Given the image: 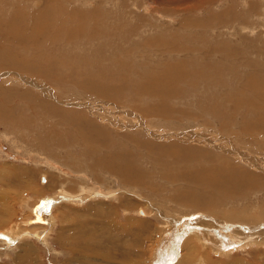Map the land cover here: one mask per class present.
Segmentation results:
<instances>
[{
    "label": "rangeland",
    "instance_id": "1",
    "mask_svg": "<svg viewBox=\"0 0 264 264\" xmlns=\"http://www.w3.org/2000/svg\"><path fill=\"white\" fill-rule=\"evenodd\" d=\"M44 1V36L2 42L27 66L0 61L23 119L0 117V264H152L163 230L178 240L157 263L264 264V239L219 253L203 234L264 226V0ZM38 3L0 0V27L30 32ZM52 195V224L31 221Z\"/></svg>",
    "mask_w": 264,
    "mask_h": 264
},
{
    "label": "bare ground",
    "instance_id": "2",
    "mask_svg": "<svg viewBox=\"0 0 264 264\" xmlns=\"http://www.w3.org/2000/svg\"><path fill=\"white\" fill-rule=\"evenodd\" d=\"M29 1V0H28ZM37 1V0H36ZM31 2V1H30ZM35 2V1H34ZM100 2V1H99ZM44 3H45V1L44 0H39V3L37 4L38 5V8L37 7H35V8H37L38 10L37 11H35V12H33V15L31 16V18H27L26 17V15L27 14H25L24 15V20L25 21H28V20H30V22H31V30H30V32L29 31H21V29H19L20 27L18 26V24H17V22L15 21V20H13L11 23H9V24H4L3 25V27H0V31H2V30H5V34H4V39H2L1 40V42H0V60H3L4 62H5V64H4V66H3V68H5V70L4 71H9V68H10V66L11 65H16V64H23L24 66H27V64L24 62V61H22V60H16L15 62L13 61V58H16V56H15V54L14 53H12L10 50H8V48L9 47H11V44H7V43H2V42H4V41H8V42H12V43H17V44H26V43H30L34 38L36 39V37H38V36H44V31H45V27H47V26H45L46 25V23H47V12H46V9H47V7L44 5ZM44 5V6H43ZM34 6H35V4H34ZM27 8V7H26ZM92 9V8H91ZM113 12V11H112ZM87 13V12H86ZM96 13V12H95ZM99 15V14H98ZM45 18V19H44ZM98 18V17H97ZM42 22H44L43 23V25H42ZM1 23V22H0ZM34 24V25H33ZM48 24V23H47ZM91 28V27H90ZM46 35V34H45ZM8 36H10L11 37V39L10 40H8V39H6ZM33 38V39H32ZM32 39V40H31ZM42 72V71H41ZM43 73V72H42ZM44 74H47V72H45ZM0 77H1V75H0ZM253 80V79H252ZM256 80V79H255ZM156 82V81H155ZM86 85H87V83H85ZM163 84V83H162ZM84 87V86H83ZM88 87V86H87ZM90 87V86H89ZM91 88H92V86H91ZM126 88V87H125ZM14 92V90H8V89H5L4 91H1V95H5V96H7V95H9V94H12ZM0 117H1V119H4V120H12V121H14V122H21L23 119L21 118V117H15L14 116V113H13V110H14V108L13 109H4V108H2L1 106H2V102L4 103V99L3 98H0ZM137 115V114H136ZM135 115V116H136ZM20 116H21V114H20ZM137 117V116H136ZM140 117V116H139ZM141 119V118H140ZM142 120V119H141ZM188 134H189V132H188ZM150 135H152V136H156V137H159V138H165V137H168V136H170V134H160V135H155V134H153V132H151V134ZM184 134L183 133H174V135H172L171 137H173V139H179V138H181L182 136H183ZM193 135V134H192ZM198 135V134H197ZM196 136V135H195ZM206 136V135H205ZM171 137L169 138V139H171ZM185 137V136H184ZM200 137H201V135H200ZM206 138V137H205ZM168 139V138H167ZM207 140H209L208 139V137L206 138ZM182 141V140H181ZM184 141V140H183ZM199 141V140H198ZM206 141V140H205ZM175 142V141H174ZM204 142V141H203ZM208 142V141H207ZM159 144V143H158ZM157 145V144H156ZM152 146V145H151ZM160 147H162L161 145H159ZM149 149V148H148ZM164 149H165V147H164ZM175 151V150H174ZM172 153V152H171ZM190 171V170H189ZM188 171V174L190 173ZM194 172V174H195V171H193ZM202 174V173H201ZM193 176V174H191V177ZM189 177V176H188ZM198 177H199V181L204 177V175L203 176H201V175H198ZM193 179V178H192ZM207 179H208V177H207ZM233 177H230V178H227V179H225L224 181H222V182H224V183H227V184H230L232 181H233ZM44 180V179H43ZM199 181H197V182H199ZM201 183H208V182H206V181H203V180H201L200 181ZM236 184L238 185V186H241V187H243L244 185L246 186V183H245V181H240V180H237V182H236ZM236 189V188H235ZM239 189V188H238ZM96 191H98V190H96ZM110 191H113L112 189H105V192L106 193H103L102 191H100L99 190V192L101 193V195H103V196H105V195H108L109 194V192ZM115 191V190H114ZM232 188L231 187H225L224 188V193L225 194H227V195H231V194H234V193H232ZM91 192V191H90ZM79 193V192H78ZM100 193H95V195L94 196H96V194H99L100 195ZM112 193L113 192H111V195H112ZM76 194V193H75ZM86 194H88V196L90 195L89 193H86ZM59 195H62L61 196V198H68V200H71V201H75V202H82V201H80V199H81V197L80 196H78L77 194V196L76 197H74L73 195H68L67 193H62V192H58V194L56 195V197H57V199H60V196ZM93 195H90V198H93ZM86 196V195H85ZM54 197L55 196H45V197H42V199L40 200V203L39 204H41L40 206H38V205H36L35 207H34V211H35V218H34V221H37V222H44L45 223V221H46V219H49V218H53L54 219V217H53V211H52V209H54V207L56 206V204L58 203V200L57 199H54ZM84 198L82 197V200H83ZM76 200H78V201H76ZM199 201V200H198ZM46 206H48L47 207V209H46ZM161 206V205H160ZM158 210V209H157ZM163 210V209H162ZM34 211H33V213H34ZM143 212V211H142ZM141 212V213H142ZM201 212V211H200ZM247 212V211H246ZM153 213H156V212H153ZM190 213V212H189ZM237 214L236 215H238L239 214V212H236ZM157 214L159 215V216H161V212L159 213V212H157ZM234 215V214H233ZM247 215V214H246ZM249 215V214H248ZM156 216V215H155ZM158 216V217H159ZM178 216V215H177ZM180 216H182V215H180ZM157 216L155 217V218H157V219H159ZM236 217H238L240 220H241V217H239V216H236ZM172 218H174V217H172ZM252 218V217H251ZM251 218H243V221L244 222H246L247 220H249V219H251ZM31 221H33V218H32V220ZM178 221V219L177 218H174V220L173 219H170L169 220V223H171V224H173V223H176ZM225 220H223V222H224ZM168 222V221H167ZM167 222H165V223H167ZM261 221H259V223H260ZM222 222H220V224H221ZM230 223V222H229ZM229 223H227L226 224V226H224V235L226 236V238H224L223 240H218V241H216V240H214L213 239V237H214V235H212V230L210 231L211 232V237L209 236V233H203L207 238H206V240H208L209 241V243H211V246H213V247H215V249H218L217 250V252H219V253H225V252H222L221 251V249H224L223 247H226L227 245H232V247H229V248H227V249H229V251H231V250H233V249H237L238 247H240V246H244V247H247L248 245H251L252 243L251 242H244V243H241L240 242V240L241 239H235V240H232V239H230V235H231V237H233V238H237L236 237V235L234 234V233H231L232 232V229L231 228H228V225H229ZM250 225H252V224H254L255 223V225H257V227H258V225L259 224H256V223H258L257 221H255L254 222V219H253V223H250V221L248 222ZM262 223H264V222H262ZM46 224V223H45ZM52 224V223H51ZM261 224V223H260ZM167 227H169L170 228V226H168L167 224H165ZM262 225V224H261ZM259 230V232L258 233H261L262 235H264V227L262 226V228H260V229H258ZM206 231V230H205ZM27 232V231H26ZM26 232H25V234H26ZM8 233V232H7ZM47 233V230L45 229L44 230V234H43V237H42V239L44 240V235ZM174 233V232H173ZM8 234H10V233H8ZM171 234V233H170ZM175 234V233H174ZM12 236H15V234L13 235V234H11ZM24 235V234H23ZM27 235V234H26ZM162 235H163V238L161 239L163 242L161 243L160 242V245H159V248H162L163 249V251L166 253L165 255H167L168 254V251H166V249H168L169 248V252L171 251L170 250V248L173 246V243L174 242H176L177 240H178V236L176 235L175 237H171L170 238V236H169V232H167L166 230H163V232H162ZM234 235V236H233ZM200 236H201V238L203 237L202 236V234H200ZM237 236H239V235H237ZM20 237V236H19ZM197 237L199 238V234L197 235ZM3 241H5V239L3 240ZM240 243H239V242ZM250 241V240H249ZM173 242V243H172ZM202 242H203V244H204V241H203V238H202ZM232 244H231V243ZM7 243H9V242H7ZM209 243H208V245H209ZM9 244H12V243H9ZM202 244V245H203ZM177 245V244H176ZM159 248L156 250H154V254L155 255H153L154 256V259H153V262H152V264H154L155 262H156V260H157V258L159 259V258H161V254L163 253V251H161V254H160V252H159V254H158V250H159ZM228 251V252H229ZM172 255V254H171ZM222 255V254H221ZM167 258H169L168 256H167Z\"/></svg>",
    "mask_w": 264,
    "mask_h": 264
},
{
    "label": "crops",
    "instance_id": "3",
    "mask_svg": "<svg viewBox=\"0 0 264 264\" xmlns=\"http://www.w3.org/2000/svg\"><path fill=\"white\" fill-rule=\"evenodd\" d=\"M30 46V45H29ZM29 46H27V47H29ZM1 62H2V66H4V64H5V62L3 61V60H0ZM100 188V187H99ZM107 189H112L111 187L110 188H107ZM105 191V189H103V193H106V192H104ZM60 192H62V193H67L68 195H72V192H69V191H67V190H63V191H60ZM80 192V191H79ZM99 191H92L91 192V194L90 195H95V193H98ZM112 191H110L109 193H111ZM90 195L88 196L89 198H90ZM93 195V197H101V198H103V195H99V194H96V196H94ZM84 199H89V198H86V197H83ZM84 199L82 200V198L80 199V201H84ZM96 201V200H95ZM64 203H68V204H72V205H74L75 204V202L74 201H71V200H64L63 201ZM82 202H78V203H82ZM59 204V202L56 204V205H58ZM33 215H34V217L33 218H35V211H34V213H33ZM175 218V217H174ZM172 219V218H171ZM178 220H180V218H177ZM48 219H46V221H45V223L46 224H49V226H50V218H49V221H47ZM33 221H34V219H33ZM222 223H224V222H222ZM233 224V223H232ZM264 223H262V225H263ZM230 225V224H229ZM231 226H232V228H231ZM231 226H228L229 228H231L232 230H234V231H236V232H233V233H237V231L239 230V232L241 233V231H240V229H239V227L241 226V224H239V223H235V224H233V225H231ZM243 228H244V234L242 235V236H240V237H242L243 239H244V241H242L241 243H244V242H255L256 240H258V239H264V235H262L261 233H258V231L257 232H254L253 230H251V229H247L249 226H242ZM264 227V226H263ZM113 228V227H112ZM45 230V229H44ZM219 230H222V225H219V226H217L216 228H214V231L215 232H217V231H219ZM111 232V231H110ZM6 233V232H5ZM8 234V233H7ZM12 233H10V235L8 236H6V238H7V242H9V243H11V238H13V237H15V236H12L11 235ZM62 233H59L58 231L56 232V242L58 243V244H60L59 243V241L61 240V239H63L64 238V235L62 234ZM105 238L107 239V238H109V239H112V235H114L115 236V234H112V232L111 233H109V231L107 230V228H106V230H105ZM65 237H67V236H65ZM116 238H118L117 236H115ZM11 240V241H10ZM250 240V241H249ZM240 243V242H239ZM26 254V253H25ZM26 256V255H25ZM23 264H26V262L25 263H23Z\"/></svg>",
    "mask_w": 264,
    "mask_h": 264
},
{
    "label": "water",
    "instance_id": "4",
    "mask_svg": "<svg viewBox=\"0 0 264 264\" xmlns=\"http://www.w3.org/2000/svg\"><path fill=\"white\" fill-rule=\"evenodd\" d=\"M41 204H39L38 206H40ZM47 207L48 206H46V209H47ZM160 259V258H159ZM154 264H160V261H159V263H157V260H156V262L154 263Z\"/></svg>",
    "mask_w": 264,
    "mask_h": 264
}]
</instances>
